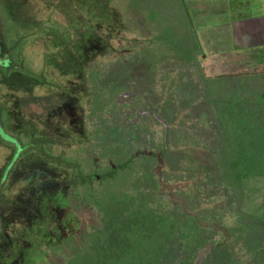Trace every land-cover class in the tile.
I'll return each mask as SVG.
<instances>
[{
    "label": "rangeland",
    "instance_id": "obj_1",
    "mask_svg": "<svg viewBox=\"0 0 264 264\" xmlns=\"http://www.w3.org/2000/svg\"><path fill=\"white\" fill-rule=\"evenodd\" d=\"M203 1L0 0V264H72L127 205L164 227L133 264H264V176L232 179L220 126L264 102V52Z\"/></svg>",
    "mask_w": 264,
    "mask_h": 264
},
{
    "label": "trees",
    "instance_id": "obj_2",
    "mask_svg": "<svg viewBox=\"0 0 264 264\" xmlns=\"http://www.w3.org/2000/svg\"><path fill=\"white\" fill-rule=\"evenodd\" d=\"M237 107H229L226 114L222 113L220 126L225 130L232 179L240 183L243 179L264 176V102L247 109ZM128 206L117 211L118 217H123L121 220L116 216L110 221L114 223L112 236L105 242L95 237L93 253L86 249L72 258V264H133L134 254L162 229L163 220L156 213L144 215L131 210L126 214Z\"/></svg>",
    "mask_w": 264,
    "mask_h": 264
},
{
    "label": "crops",
    "instance_id": "obj_3",
    "mask_svg": "<svg viewBox=\"0 0 264 264\" xmlns=\"http://www.w3.org/2000/svg\"><path fill=\"white\" fill-rule=\"evenodd\" d=\"M198 8L211 15L205 19L210 17L212 22L203 28L219 29L230 35L233 43L240 45L237 51L264 52V0H204ZM180 11L189 22L186 11L182 7Z\"/></svg>",
    "mask_w": 264,
    "mask_h": 264
},
{
    "label": "flooded vegetation",
    "instance_id": "obj_4",
    "mask_svg": "<svg viewBox=\"0 0 264 264\" xmlns=\"http://www.w3.org/2000/svg\"><path fill=\"white\" fill-rule=\"evenodd\" d=\"M152 115H153L154 118H156L154 112H152ZM157 123H159L160 126H163L161 121L157 120ZM165 129H166V127H165ZM165 131H166V130H165ZM166 132H167V131H166ZM3 136H5V134H4L3 130L0 128V138L2 139ZM2 140H3V139H2ZM3 141H5V140H3ZM165 143H166V142H165ZM165 146H166V145L164 144V148H166ZM164 148H163V149H164ZM163 149L161 150L162 152H159V153H160V159L162 160V167H163V165H165V164H163V159H164V157H163ZM146 154H147L148 157H152V158L155 159V160L157 159V158H156V154H157V152H156V153H152L151 151H149V152L146 153ZM11 165H12V164L9 163V166H7L6 170H7ZM123 167H125V165H123ZM162 167H161V168H162ZM113 168H114V167H112V170H113ZM154 168H155V167H154ZM154 168H153V169H154ZM160 170H161V169H160ZM160 173H161V180H162L163 183H165L164 180H163V178H164V176H165V175H164V170H161ZM156 176H157V175H156ZM157 181H159V180H157ZM158 183H159V182H158ZM165 184H169V183L167 182V183H165ZM177 184H182V186H181V187H178L176 190L173 191V194H174V195L176 194V191H177V190L181 189L183 186L186 185L185 183H177ZM163 192H165V191H163ZM178 199L182 200V201L184 202V204L186 205V207L188 208V205H187V203H186V202H187L186 200H184L183 198H178ZM188 210H189L190 212L192 211L190 208H188ZM186 212H188V211H186ZM192 212H193V211H192ZM189 214L192 215V213H189Z\"/></svg>",
    "mask_w": 264,
    "mask_h": 264
},
{
    "label": "water",
    "instance_id": "obj_5",
    "mask_svg": "<svg viewBox=\"0 0 264 264\" xmlns=\"http://www.w3.org/2000/svg\"><path fill=\"white\" fill-rule=\"evenodd\" d=\"M156 158H157V164H156L155 168L153 169V171L158 176V180H159L161 190L162 191H168L170 193V195L172 196V201L174 202L175 200H174V196H173V191L175 189H177L178 187H181L182 184H165V183H163L161 180V173H160V169L162 167V160L160 159V153L159 152H157ZM178 201L184 205L185 209L188 212H190L182 200H178Z\"/></svg>",
    "mask_w": 264,
    "mask_h": 264
}]
</instances>
